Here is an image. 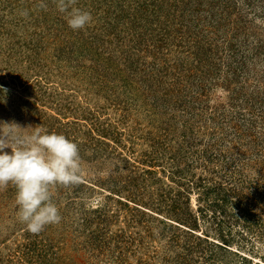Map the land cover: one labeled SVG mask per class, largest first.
Returning <instances> with one entry per match:
<instances>
[{
	"label": "rangeland",
	"instance_id": "374dc122",
	"mask_svg": "<svg viewBox=\"0 0 264 264\" xmlns=\"http://www.w3.org/2000/svg\"><path fill=\"white\" fill-rule=\"evenodd\" d=\"M237 1L244 15V34L238 37L236 45L250 59L245 63L239 84L215 81L201 91V98L195 103L202 104L199 108L207 114L199 115L201 118L187 131L201 144L214 139L209 138L213 126L221 124L228 129L229 125L220 123L219 116L212 119V112L208 113L220 105L228 108L227 101L238 86L242 87V97L264 99V57L252 56L258 44L264 45V0ZM25 2L0 0V121L15 120L22 126L41 124L50 132L64 134L77 142L82 155L91 163L112 159L119 161L120 166L108 180L60 190L56 200L62 220L38 234L29 232L16 220L15 189L9 186L0 191V264H168L173 255L172 238L180 245L194 236H200L206 246L223 243L231 251L238 250L247 256V264H264V241H245L248 236L240 225L226 217L215 218L209 209L201 210L205 206L199 199L201 188L192 187L186 197L181 195L185 196L183 188H187L189 180L195 181L199 176L211 178L215 168L223 172L224 161L206 162L208 167L203 168L195 160L198 151L186 152L187 165L181 164L180 177L172 174L174 167L168 160L143 162L142 154L151 149L150 135L170 119L171 110L162 111L164 107L150 97L125 95L116 85L99 90L90 75L88 61L76 62L77 54L66 57L48 35H44L43 42L35 43L29 34L31 27L25 11L35 15L36 10L34 5L22 7ZM11 7L21 9L17 17L23 18L24 24H13ZM3 21L6 23L2 24ZM46 22L50 24V18ZM28 42L36 45L34 52L38 54L32 61L33 65L42 66L40 72L27 61L25 54L31 52L26 47ZM223 76L222 72L217 79ZM245 113V118L249 117V111ZM228 115L233 117L232 123L238 112ZM175 117L177 125L182 124L184 116ZM104 128L116 137L115 132L122 135L116 140L105 134L99 137L104 143H97L95 132ZM256 131L260 141L264 136V120ZM227 135V140L216 145L218 152H226L232 142L237 144L233 131L228 130ZM244 146L236 145L234 149L242 151L246 149ZM257 148L258 154L249 153L252 164L263 159L264 149ZM254 168L248 169L251 175ZM179 209L196 216V225L178 221L175 216L182 217ZM261 218L264 219V213ZM251 243L253 250L249 249Z\"/></svg>",
	"mask_w": 264,
	"mask_h": 264
},
{
	"label": "trees",
	"instance_id": "16d2710c",
	"mask_svg": "<svg viewBox=\"0 0 264 264\" xmlns=\"http://www.w3.org/2000/svg\"><path fill=\"white\" fill-rule=\"evenodd\" d=\"M25 1L22 7L34 5L36 10L35 15L25 11L31 27L29 34L35 43L43 42L44 35H48L66 57L77 54L76 62L85 64L88 61L90 75L99 90L116 85L125 95L150 97L164 107L162 111L171 110L170 119L158 126L157 133L150 135L151 149L142 154V161L168 160L174 167L172 174L178 177L182 174L181 164L187 165L184 162L186 152L198 151L195 160L203 168L208 167L206 162L224 161L223 172L215 168L211 178L199 176L195 181L189 180L187 188H183L185 196L181 195L186 197L192 187L201 188L199 199L205 204L201 210L209 209L215 218L226 217L231 223L240 225L241 231L248 236L245 241H264V219L261 218L264 213V153L263 159L255 164L248 159L249 153L258 154L257 146L264 149V136L258 141L256 131L264 120V99L242 97V87L238 86L227 101L228 108L220 105L208 113L212 112V119L219 116L220 123L229 125L228 129L221 124L213 126L209 138L214 139L205 140L203 144L193 133L187 132L191 124L201 118L199 115L207 114L201 112L202 104L195 103L200 100L201 91L215 81L225 85L239 84L245 63L250 59L247 54L240 53L236 45L238 37L244 34L241 3L237 0H78L77 7L88 11L92 22L82 30L73 31L64 15L56 11L52 0H44L47 10L37 7L40 0ZM20 11L16 7L9 11L14 25L25 23L23 18L17 17ZM47 17L50 24L46 22ZM35 46L31 42L26 45L31 51L25 54L31 65L38 54L34 52ZM260 54L264 57L263 44L257 45L252 56ZM33 66L40 72L42 66L36 63ZM222 72L224 76L218 80ZM235 110L238 115H234L236 121L231 123L233 117L228 114ZM246 111L249 117L245 118ZM176 114L184 116L180 125H177ZM104 130L95 132L97 143H104L99 137L105 134L116 140L122 135L115 132L116 137L113 132ZM228 130L233 131L237 144L232 142L233 146H228L226 152H218L216 145L227 140ZM93 132L91 129V134ZM236 145H246V149L235 150ZM249 168L255 169L253 175L248 172ZM179 214L182 217L175 216L178 221L196 225V216L181 209ZM171 241L173 255L167 260L168 264H247L248 261L246 255L238 250L231 251L223 243L203 245L200 236L191 237L180 245L175 237ZM250 246L253 250V243Z\"/></svg>",
	"mask_w": 264,
	"mask_h": 264
},
{
	"label": "clouds",
	"instance_id": "9594fccd",
	"mask_svg": "<svg viewBox=\"0 0 264 264\" xmlns=\"http://www.w3.org/2000/svg\"><path fill=\"white\" fill-rule=\"evenodd\" d=\"M52 3L73 31L92 22L91 14L77 7L78 0ZM37 7L47 10L48 4L40 0ZM119 166V161L112 159L91 163L82 155L77 142L50 132L41 124L22 126L15 120L0 121V191L9 186L15 189L16 220L33 234L61 222L56 200L60 190L108 180Z\"/></svg>",
	"mask_w": 264,
	"mask_h": 264
}]
</instances>
